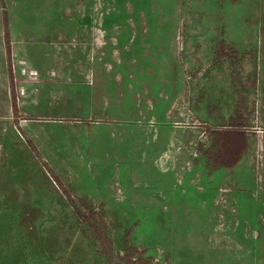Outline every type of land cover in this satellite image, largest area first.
<instances>
[{
    "label": "rangeland",
    "instance_id": "obj_1",
    "mask_svg": "<svg viewBox=\"0 0 264 264\" xmlns=\"http://www.w3.org/2000/svg\"><path fill=\"white\" fill-rule=\"evenodd\" d=\"M0 264H264V0H0Z\"/></svg>",
    "mask_w": 264,
    "mask_h": 264
}]
</instances>
